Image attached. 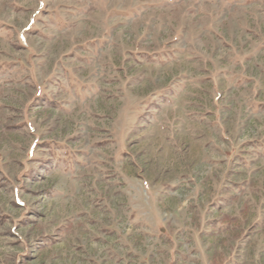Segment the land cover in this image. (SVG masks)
Listing matches in <instances>:
<instances>
[{
    "label": "rangeland",
    "instance_id": "374dc122",
    "mask_svg": "<svg viewBox=\"0 0 264 264\" xmlns=\"http://www.w3.org/2000/svg\"><path fill=\"white\" fill-rule=\"evenodd\" d=\"M0 264H264V0H0Z\"/></svg>",
    "mask_w": 264,
    "mask_h": 264
}]
</instances>
